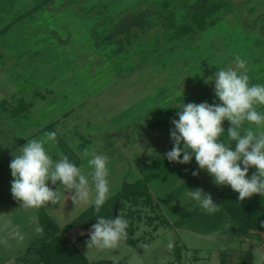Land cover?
Segmentation results:
<instances>
[{
  "label": "rangeland",
  "instance_id": "1",
  "mask_svg": "<svg viewBox=\"0 0 264 264\" xmlns=\"http://www.w3.org/2000/svg\"><path fill=\"white\" fill-rule=\"evenodd\" d=\"M107 1L112 7H103ZM148 1L151 0H57L48 4V17L40 14L33 19L20 17L0 34V69H3L0 70V96L6 91L8 98L2 103L8 116L0 123V135L8 131L18 134L13 146L18 144L19 151L9 148L12 156L21 153L27 139L39 140L48 132H56L55 143L45 144L46 150L53 155L75 156V164L89 179L90 188L93 169L88 164L91 157L84 155L85 150L107 156V198L153 167L162 168L163 173L148 182L154 199L152 205H131L125 201L123 208H115L114 217L121 216L128 224L132 220L138 251L126 240L116 249L87 248V233L76 236V245L90 256L110 260L101 264L112 263V259L117 264H176L173 250L167 253L170 240L188 245L186 255L193 252V246L200 251H217L223 246L224 241L217 233L196 232L177 223L188 212L197 207L201 209L186 196L187 188H201L214 199L226 185L217 186L206 170H199L193 176L192 171L198 170L194 156L190 163L174 162L163 167L167 160L164 154L173 146L171 120L178 119L175 105L221 103L215 97L211 79L221 68H235L236 56L247 61L249 84L264 85V0H231L221 20L189 43L178 42L177 38L169 41L162 36L160 41L148 40L135 52L120 46L112 52L117 59L109 61L103 47L90 34L95 13L97 16L107 13L104 20H108L124 6L141 9ZM187 1L195 4L202 0ZM29 2L0 0V28ZM186 8L180 5L176 15L187 16L190 7ZM121 23L123 26L115 29H126L131 24ZM105 49L108 51L111 45ZM12 85L18 93L16 97H12ZM19 97L24 103L22 112L14 120L11 115L20 102ZM255 107L264 114V105ZM227 122L224 120L222 124ZM243 127L253 131L264 129L248 122ZM16 135L10 138L15 139ZM231 148H235L234 141ZM9 170L8 177H12ZM49 187L59 189L60 184ZM94 198L95 191L91 188L90 199ZM90 205L74 204L68 199L55 205L49 202L37 209L61 227ZM20 208L26 213L24 222L37 221L32 216V208ZM135 208L139 217L136 213L129 215ZM95 223L92 221L89 228ZM236 227L233 224L232 229ZM71 228L75 230L77 226ZM190 259L187 257L186 261Z\"/></svg>",
  "mask_w": 264,
  "mask_h": 264
},
{
  "label": "clouds",
  "instance_id": "2",
  "mask_svg": "<svg viewBox=\"0 0 264 264\" xmlns=\"http://www.w3.org/2000/svg\"><path fill=\"white\" fill-rule=\"evenodd\" d=\"M234 59L235 68H221L211 79L214 80L215 97L221 103L205 101L175 105L179 111L175 114L178 119L171 120L174 125L170 129L173 146L164 158L169 162L186 164L194 156L198 170L192 171L193 176H197L199 170H206L217 186H230L239 194L237 200L243 201L253 194L264 195V129L253 131L243 127L245 122L258 128L264 126V114L255 107L264 105V85H250L247 61L239 56ZM224 120L230 122L226 138L222 135L225 132L222 127ZM50 141L55 143L56 132H48L39 140L27 139V143L21 146V153L13 156L9 164L13 198L28 208L46 207L49 202L55 205L61 200L71 199L74 204L90 203L99 212L109 193L107 156L84 152L85 156L91 157L88 164L93 169L91 188H94L95 198L90 199L89 179L68 156L47 151L45 144ZM233 141L234 150L231 148ZM249 167H254L255 172L246 178ZM48 181L52 185L59 182L60 188L49 187ZM186 196L209 214L219 211L211 194L201 188H187ZM96 221L88 232L87 248L116 249L127 238L128 221L121 216L111 219L100 216ZM35 231L42 234L43 227L38 225ZM173 246L170 240L168 248Z\"/></svg>",
  "mask_w": 264,
  "mask_h": 264
},
{
  "label": "trees",
  "instance_id": "3",
  "mask_svg": "<svg viewBox=\"0 0 264 264\" xmlns=\"http://www.w3.org/2000/svg\"><path fill=\"white\" fill-rule=\"evenodd\" d=\"M57 0H30L27 6L19 13H15L13 18L0 28L2 31L7 30L13 23L20 19V17L28 16L35 18L37 14L40 16H49L48 4L54 3ZM113 2V1H112ZM146 3L147 6H142L141 9H132V7H123L120 11L111 15L106 19L107 13L97 16L95 13V20L92 27H90V34L93 41L105 51V56L109 61L117 59L112 54L116 48L120 46L127 47L135 52L139 46L143 47L148 40L154 39L160 41L162 36H165L169 41L177 38L183 44L189 43V40H195L197 36L205 32L211 26L213 27L223 14L228 11V7L232 4L231 0H202L198 3H187V0H152ZM117 4V3H116ZM185 5L188 10L187 16L180 14L176 15V10L180 5ZM95 8L94 4L92 5ZM114 6V5H113ZM103 7L110 6L109 1L103 4ZM108 9V8H107ZM97 10V8H96ZM108 11V10H107ZM45 12V13H44ZM96 12V11H95ZM90 14V13H89ZM102 17H104L102 19ZM124 23H131L126 29H115L123 26ZM113 23V24H112ZM111 24V25H110ZM105 31H109L106 33ZM138 32L141 35L139 36ZM119 36V37H118ZM120 40H119V39ZM108 45L111 49L106 51ZM159 49V48H155ZM0 51V55H1ZM21 98V97H19ZM8 98L0 100V113L4 116L8 114L4 110L2 103ZM24 100L21 98L20 102L15 106L16 110L12 113V118L19 116L22 111ZM177 111H179L177 109ZM23 115V113H22ZM247 123V122H245ZM230 122L222 124L225 132L222 133L227 137V129ZM223 140V137H220ZM70 161L75 164L77 158L73 155H68ZM174 162L166 160L163 167H169ZM255 172L254 167H249L247 177H250ZM161 166L153 167L152 170L145 172V174L135 181L125 185L119 192H116L111 197L107 198L101 206L99 212L95 210L94 205L88 206L76 218L70 220L63 226L59 227L55 220L43 211L39 212L40 222L44 228V235L40 238L39 244L41 247V257L47 264H91L89 263L79 249L74 245L73 239L66 237L64 232L71 227L78 226L85 228L90 223L97 222V217H104L111 219L114 216L115 208H123L124 202L128 201L131 205L149 204L153 203V196L149 191L148 182L155 177L162 174ZM238 193L233 191L230 186L226 185L214 197L213 201L218 203L219 211L209 214L206 211L199 209L192 210L186 214L185 217L180 218L177 223L189 222L190 225L212 224L221 214H225L230 220L234 221L244 232L250 229L260 230L264 232V195L253 194L250 198L243 201H238ZM138 208L131 209L129 215L137 214ZM139 217V215H136ZM213 220V221H211ZM208 225V226H210ZM135 226L132 220H129L126 229L127 238L125 239L132 246L137 245V238L133 233ZM172 250L176 257L180 255V245L174 242ZM178 252V253H177ZM224 259V257H222ZM224 261V260H223Z\"/></svg>",
  "mask_w": 264,
  "mask_h": 264
},
{
  "label": "crops",
  "instance_id": "4",
  "mask_svg": "<svg viewBox=\"0 0 264 264\" xmlns=\"http://www.w3.org/2000/svg\"><path fill=\"white\" fill-rule=\"evenodd\" d=\"M0 70L3 71V69ZM13 89L14 87L12 85V91ZM2 93H5V95L0 96V100L7 98L6 91H3ZM17 94L16 90H14L12 92V97H16ZM10 97L11 96H9V98ZM5 118L6 117L0 113L1 124L5 122ZM8 132L5 135H0V264H47L44 261V258L41 257V247L39 244L40 238L44 235V228L42 234L35 231L38 225L42 227L38 209H31L34 211L32 216H34L37 221L32 220L30 223L29 220L28 222H24L23 218L26 216V213L20 208V206L23 208L24 206L21 205V201L13 198L11 191L9 190L13 177H8V173L10 172L9 164L11 162V160H8V157L12 156L10 149L14 148L19 151V145L17 144L13 146V143L18 139V134L16 135L15 133H12V131L10 133ZM14 135H16L15 139L10 138ZM215 221L216 222L212 223L209 227H204L202 224L192 226L189 222L180 223V225H186L189 229L195 230L196 232H203L206 234L217 233L219 238L224 241V244L221 248H218L217 251H200L198 247L193 246V252L191 251L186 255L185 251L189 248L188 245L184 242L174 241L180 245V255L176 257L174 254V263L187 264V262H189L188 264H222V262H224L223 260L228 259L232 262H240V264H264V232L254 229L244 232L225 214H221ZM233 224L235 226L237 225L234 229H232ZM179 226H176V228ZM90 230L91 228H89V226L85 228L77 226V229L74 230L69 228L64 234L67 238L73 239L74 245L89 263H104L103 261L108 260L107 258H103L102 256H98L97 258L95 256L92 257L76 245V236L82 232L87 233L86 236H88ZM73 232L75 234H73ZM133 247L135 251H138L136 246ZM171 250L172 248H168L167 253H170ZM187 257H191V259L186 261ZM222 257H224V259H222ZM112 260L114 263L109 262L107 264H117L115 259ZM121 260L122 259L119 258L118 262H121Z\"/></svg>",
  "mask_w": 264,
  "mask_h": 264
},
{
  "label": "built area",
  "instance_id": "5",
  "mask_svg": "<svg viewBox=\"0 0 264 264\" xmlns=\"http://www.w3.org/2000/svg\"><path fill=\"white\" fill-rule=\"evenodd\" d=\"M222 264H240V262H232L230 260L223 262Z\"/></svg>",
  "mask_w": 264,
  "mask_h": 264
},
{
  "label": "water",
  "instance_id": "6",
  "mask_svg": "<svg viewBox=\"0 0 264 264\" xmlns=\"http://www.w3.org/2000/svg\"><path fill=\"white\" fill-rule=\"evenodd\" d=\"M52 184H51V182L48 184V186H51ZM114 215H115V211H114ZM114 217V216H113Z\"/></svg>",
  "mask_w": 264,
  "mask_h": 264
}]
</instances>
